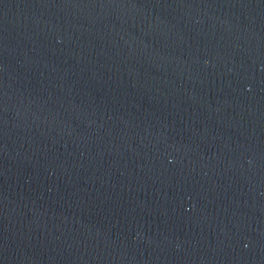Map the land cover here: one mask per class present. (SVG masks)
Listing matches in <instances>:
<instances>
[{
  "label": "water",
  "instance_id": "1",
  "mask_svg": "<svg viewBox=\"0 0 264 264\" xmlns=\"http://www.w3.org/2000/svg\"><path fill=\"white\" fill-rule=\"evenodd\" d=\"M0 264H264V0H0Z\"/></svg>",
  "mask_w": 264,
  "mask_h": 264
}]
</instances>
